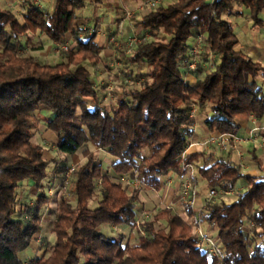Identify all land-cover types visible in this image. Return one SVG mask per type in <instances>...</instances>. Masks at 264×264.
Instances as JSON below:
<instances>
[{
    "label": "trees",
    "instance_id": "trees-1",
    "mask_svg": "<svg viewBox=\"0 0 264 264\" xmlns=\"http://www.w3.org/2000/svg\"><path fill=\"white\" fill-rule=\"evenodd\" d=\"M51 1L46 11L29 6L22 21L0 8V264H23L22 257L39 233L38 211L47 203V168L51 178L62 177V183L70 169L65 159L44 158L42 146L30 140L43 111L50 113L46 127L57 137V153L72 157L82 149L85 162L68 178L73 203L62 194L56 203L53 243L30 264H264V176L245 175L222 157L212 162L201 154L182 159L194 135L196 111L203 114L208 132L230 135L239 130L237 120L264 117V89L256 81L264 68L237 50L228 21L246 12L255 26L260 24L264 0H166L149 8L135 25L148 32L149 40L135 43L128 53L122 48L117 53L126 70L143 66L148 72L140 73L138 87H122L108 109L99 106V91L86 67L101 58L95 35L88 36L96 25L80 27L78 21L87 23L92 17L76 14L102 0ZM27 33L53 43L64 41L68 34H82L84 40L60 51L63 61L48 65L19 54L20 38ZM198 35L206 39L195 71L208 64L209 54L215 60L212 70L189 84L184 80L190 63L188 45ZM88 145L113 160L114 174L136 180L138 187L155 194L169 173L187 176L184 164L193 167L192 182L207 189L206 197L209 190L227 191L245 182L230 204L220 193L211 201L205 198L196 214L184 204L187 217L198 215L204 233L222 245L221 259L203 249L193 225L173 207L156 211L140 226L139 191L128 194L127 187L104 171ZM27 184L37 191L33 210L18 208ZM95 195L100 200L91 209ZM22 215L24 220L13 218ZM102 226L137 229V242H115L99 230ZM214 229L215 236L210 234Z\"/></svg>",
    "mask_w": 264,
    "mask_h": 264
},
{
    "label": "rangeland",
    "instance_id": "rangeland-1",
    "mask_svg": "<svg viewBox=\"0 0 264 264\" xmlns=\"http://www.w3.org/2000/svg\"><path fill=\"white\" fill-rule=\"evenodd\" d=\"M144 1L146 0H102V3L105 5L103 6L95 4L94 7L92 5H85L84 8L79 10L76 14L80 18H91L92 21H88L87 23H83L81 20L78 21L80 24V27H92L93 28V20L96 19V16L100 17V20H102L105 23H109L108 19L106 17L107 14L110 12L109 7L106 6L108 4L112 3H118L119 5L123 6L122 9H117L116 16L117 17H125V13L130 11L131 16L128 21V25H125V29H122L121 35L115 37L116 35L111 34V37L113 38L112 43L109 45L110 51H113L114 58L109 57L105 58L103 54L100 55V61L98 63H91L86 64L87 69L92 73L93 79L95 81V87L98 93V103L99 106L105 109H108L112 102H114L115 94L119 92V90L126 86L127 89H133L139 86V83L141 81V74L140 73H147L148 68L139 66L133 70V72H130L126 70L127 68H123L122 63L120 60H118L117 53L120 51L121 47H119L120 40H128L134 38V36H137L131 34L136 26V22L139 21L148 11L149 8L144 4ZM165 3V2H163ZM126 5H129L126 7ZM31 6L35 7L41 11H46L52 6L51 0H40L38 4L35 3V0H0V8L1 9H9L11 10L14 15L22 21L23 16L25 15L26 9ZM125 9H127L125 11ZM112 13V12H111ZM105 16V17H104ZM99 20V21H100ZM101 22V21H100ZM100 24V23H99ZM102 24V23H101ZM104 25V24H103ZM232 26V25H231ZM96 30H99V26H95ZM101 28V27H100ZM112 28H115L113 25ZM132 28V29H131ZM234 32L236 34H239V30L237 27H232ZM126 29L127 32L126 33ZM90 31V30H89ZM72 35V34H70ZM28 36V37H27ZM27 36H21V46L18 48V52L22 56H34L37 60L43 63H47L48 65L57 64L64 60V54L58 51L53 44L51 45L49 43V40L40 34H30L27 33ZM69 37V35H68ZM161 37L160 35L158 38ZM95 38V37H94ZM140 41L149 40V35L147 31H142L141 34L136 37ZM14 43V41H13ZM115 43V46L113 45ZM192 43V42H190ZM195 43V42H194ZM191 45H188L190 47ZM123 49V48H122ZM46 56V58H45ZM211 63L214 64V61H211ZM209 61L206 65V68H201L197 71H195L196 79H202L204 74L207 72V69L212 70V67L209 68ZM202 67V66H201ZM126 70V72H125ZM187 71V70H186ZM131 73V74H129ZM127 77V78H126ZM126 78V82L123 81V79ZM89 106H93L92 100H86ZM42 115L44 117H41L39 119V123L42 125H46V119L49 118L50 113L47 111H43ZM203 120V114L196 111L195 113V124H202ZM38 123H35L34 128L31 130V136L30 140L35 143L42 146L45 156L46 157H58L60 161H63L64 159L67 162V165L71 168H76L79 165L83 164L85 162V158L82 156L81 151L82 149L78 150L76 154L72 157H64L57 153L56 149L54 148V145L50 143L48 139L44 136V132L39 130L37 127ZM87 148L94 152L98 158V161L102 164L104 171L111 176V178L115 182H119L122 184V186L127 187V193L131 194L134 192V190H138V201H137V216L136 221L141 226L145 221H151L153 214L167 206L173 207L174 212L178 213L182 219H184L187 223L192 225V218H186L184 217L179 209L175 206H171L170 202H165V197L167 194H162L160 191L156 194L150 190L145 188H140L138 185H134L131 183V181H128L126 177L118 176L114 174L111 170V158L103 151H96L92 146L88 145ZM216 149V148H215ZM210 149L211 153L218 151L217 149ZM214 154V153H213ZM219 157V156H217ZM199 165L201 164V161L198 162ZM52 170L51 168H47V178L44 180L45 185V193L47 195V203L40 207L38 214L41 217L40 220V229L39 233L36 234L33 238V241L31 243L30 251L28 250L25 252L24 256L22 257V263L23 264H30L31 259L34 256H40L43 253L44 248L54 241V236L51 234V227H52V221H53V212L56 208V203L62 194L64 196V199L67 202L73 203V198L71 194V187L69 183L67 185L62 183V177H54L52 176ZM47 180L49 182H47ZM52 181V182H50ZM51 183V184H50ZM50 184V185H49ZM197 186V192L199 195H205L207 193V189L202 185L201 187ZM245 187H236L234 190V194L232 196H224L222 199L225 203L230 204L235 200L236 193L241 192ZM178 193V190L176 192ZM164 196V199H163ZM160 197V198H159ZM20 202L18 204V208L20 207H27L28 209H34L36 207L37 202V191L30 185L27 184L23 188V193L19 196ZM161 199V200H160ZM100 200L99 195H95V198L90 203V208L94 209L97 206L98 201ZM178 204L183 207L185 210V205H181L178 200ZM32 210L29 213V215L32 214ZM29 211V210H28ZM14 219H20L24 220L25 216L22 215V217L14 216ZM250 224L247 223V226L245 229H248ZM158 226L155 225V228ZM103 234L108 237L109 239L115 241V242H121L122 245H125L126 243L129 245H134L137 242L139 233L136 230H132L129 228H113L110 226H102L99 228ZM194 231V230H193ZM211 235L215 236V229L211 230Z\"/></svg>",
    "mask_w": 264,
    "mask_h": 264
},
{
    "label": "crops",
    "instance_id": "crops-1",
    "mask_svg": "<svg viewBox=\"0 0 264 264\" xmlns=\"http://www.w3.org/2000/svg\"><path fill=\"white\" fill-rule=\"evenodd\" d=\"M102 5L104 6L105 4L102 3ZM106 6L110 8L109 9L110 12L107 14L108 17H106L109 23L103 22L102 20H100V17L96 16L93 25L99 26V30H97V34L95 35L94 42L97 44L99 48L100 55L102 53L105 58H109V57L114 58L113 51H110L109 49V45L111 44L110 39L112 38L111 34L116 35L115 37H117L118 35L120 36L122 29H125V25H128V27L130 26L128 23L130 18L124 19V17L119 18L116 16L117 9L119 10L122 9L123 7L118 3H112ZM127 6L129 5H126V7ZM126 10L127 9H125V11ZM260 18H261V23L256 26L249 19L246 12L243 13V15L241 16L240 15L233 16L229 18L228 21L230 25H232L231 27H237L239 30V34H236L234 32L238 41V44L236 45L237 50L243 52L244 54L249 56L254 62L260 64L261 67L264 68V12L261 13ZM113 25L115 26V28H112ZM132 30H133L131 32L132 35L134 33V35L137 34L138 36L139 33L141 34L142 32V29L140 27H135ZM126 33H128L127 29H126ZM67 38L68 36L65 39ZM125 41L126 40H120V42H125ZM194 42L190 43L189 45L194 44ZM49 43L51 45L53 44L54 46V43L51 42L50 40ZM113 45L115 46V43H113ZM210 56L211 59L214 61L215 59L211 54L208 55V60ZM206 65L207 64L201 65L202 66L201 68H206ZM184 80L189 84L194 83L197 80L195 76V71L194 72L186 71L184 73ZM256 81L262 87V89H264V71H261L258 74ZM236 124L239 126V130L234 135L219 134L217 132L210 133L205 129L203 124L201 123L195 124L194 135L190 144L191 146L186 150L187 155L201 154L203 155L202 158L203 160L209 159L211 160V162L214 161L216 158H218L217 156H219L231 162L233 165L239 167L241 173L245 175L252 177L264 176V117H262L259 120H257L254 117H250L248 120L245 121L237 120ZM37 127L39 130L41 129V131L44 132V136L46 137V139H48L50 143L54 145L55 148L57 137L51 131L47 130L46 125H42L38 122ZM252 134H253V139L248 140L249 136ZM222 136L228 140L227 141L228 147L224 151L222 150L215 151L213 152L214 153L213 154L210 152L211 151L210 149H215V145L213 144L203 145V143H205V141L211 137L218 138ZM232 137H238L243 140L234 141L232 140ZM43 157L46 159L53 158V157L50 158L46 157L44 150H43ZM112 161L113 160L111 159V162ZM185 180L186 177L183 178L177 177L176 179L175 178L164 179L161 183L160 193L161 196L163 193L167 194V196L165 197V202L168 203L170 202L171 206L174 207L176 206L179 209L180 213L187 218L186 211L183 209L182 206L178 204V193H174L176 192V190H178V184ZM245 185H246L245 182L240 181L237 186L244 187ZM205 198H207L205 195H199V194L197 195V198L194 200V203L191 206V209L195 214L198 213L203 208Z\"/></svg>",
    "mask_w": 264,
    "mask_h": 264
},
{
    "label": "built area",
    "instance_id": "built-area-1",
    "mask_svg": "<svg viewBox=\"0 0 264 264\" xmlns=\"http://www.w3.org/2000/svg\"><path fill=\"white\" fill-rule=\"evenodd\" d=\"M163 1H166V0H146L144 2V4L150 8H153L157 5H159L160 3H162ZM39 2H40V0H35L36 4H38ZM130 16H131V12H126L124 19H129ZM123 20H121V21H123ZM89 30H88V36H92V35L97 34V30L95 28L89 29ZM205 39H206V36L198 35L195 39V43L190 46L189 52H188L189 60H190V63L187 66L188 72H194L196 70L198 55L201 51V44ZM83 40H84V36L82 34H79L77 36L69 35V37L67 39H65L64 41L54 43V46L58 51H68L69 49L73 48L78 42L83 41ZM112 41H113V38L110 39L111 43H112ZM138 42H140V40H138L136 37H134L132 39L126 40L125 42H120L119 47L125 49L127 52L132 45H134L135 43H138ZM208 61L210 63V65H209V68H210L213 65V63H211V61H213L211 59V56L209 57ZM252 139H253V134L249 136L248 140H252ZM232 140L240 141L243 139H240L238 137H232ZM227 141L228 140L225 139L223 136L218 137V138H212L211 137L208 140H206L205 143H203V145L213 144V145H215V148L218 151H221V150L224 151L228 147ZM190 144L187 146L186 150L191 146ZM186 150L184 151V153L182 155L183 160L188 156L186 153ZM182 169L184 171H186V175H187L186 177L187 178L185 181L180 182L178 184V200H179V203L181 205L188 203L191 207L194 203V200L197 198V195H198L197 187L192 182V180L194 179V169L191 165H188V164H184ZM72 170H73V168L71 167L65 173L63 184L67 185L68 178H69V175L72 172ZM166 178H175L176 179L177 176L175 174L169 173L165 177V179ZM131 183L134 185H137L136 180L131 181ZM164 184H163V186H164ZM234 190L235 189H233V188L229 189L227 191H219V192L216 190H213V189L209 190L208 195H207V201H211L213 199V197H215L218 193H220L224 196H232L234 194ZM192 225H193V230H194L195 234L198 236L199 242L201 243L203 249L211 257L221 259L222 252L224 251L222 245L218 242V240L216 238L211 237L209 235H206L204 233L198 215H195L193 217Z\"/></svg>",
    "mask_w": 264,
    "mask_h": 264
}]
</instances>
